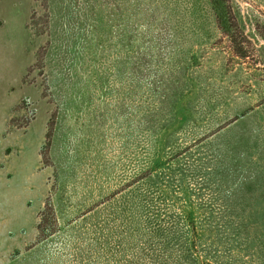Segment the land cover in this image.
Masks as SVG:
<instances>
[{"label": "rangeland", "instance_id": "1", "mask_svg": "<svg viewBox=\"0 0 264 264\" xmlns=\"http://www.w3.org/2000/svg\"><path fill=\"white\" fill-rule=\"evenodd\" d=\"M135 210L264 264V0H0V264H131Z\"/></svg>", "mask_w": 264, "mask_h": 264}, {"label": "trees", "instance_id": "2", "mask_svg": "<svg viewBox=\"0 0 264 264\" xmlns=\"http://www.w3.org/2000/svg\"><path fill=\"white\" fill-rule=\"evenodd\" d=\"M229 20V28L225 30V34L231 37L232 40L236 43L233 49L232 46H230V48L232 49L231 51L233 53V57H235L236 59L238 57L246 59V57L250 55V44L248 43V41L250 43L251 41H247V38H250L249 33L241 27L235 16L230 17ZM252 60L253 62L257 61V59L255 58H252ZM249 63L252 62L249 61ZM182 218H184V220L182 221H176V219L171 218L164 223L158 224L156 221L153 222L151 218H149L148 214L143 210H139L138 212H136L135 210L134 215H131L130 218L132 219V226L130 224V230L133 229V231L135 232L140 228L142 229L134 235V238L137 237V240L139 239L142 241V246L140 245L137 249L136 247H134V250L131 253L133 257L131 258V260L133 261V263L131 264H138L139 261L143 262L145 259H150L153 264H164L168 263V260L170 258H182L184 256L191 255L190 249L187 248L186 250L178 248L179 252L176 257L173 256L172 253V246L177 245V247H181L183 242H185L188 238L179 240L182 237H180L179 234H176V232L171 233V230L180 229L184 232H188L189 229L191 230V228L195 230L198 228L196 226L195 220L189 213H186L185 216H182ZM144 223L145 225L143 227ZM202 231L203 229H201V233ZM196 233H198V231H196ZM178 260L179 259L175 260L174 264H177Z\"/></svg>", "mask_w": 264, "mask_h": 264}]
</instances>
